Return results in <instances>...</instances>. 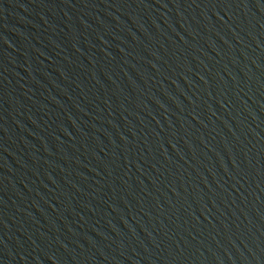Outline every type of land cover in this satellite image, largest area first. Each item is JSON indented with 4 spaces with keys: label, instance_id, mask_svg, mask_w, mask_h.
I'll return each mask as SVG.
<instances>
[{
    "label": "water",
    "instance_id": "water-1",
    "mask_svg": "<svg viewBox=\"0 0 264 264\" xmlns=\"http://www.w3.org/2000/svg\"><path fill=\"white\" fill-rule=\"evenodd\" d=\"M0 264H264V0H0Z\"/></svg>",
    "mask_w": 264,
    "mask_h": 264
}]
</instances>
